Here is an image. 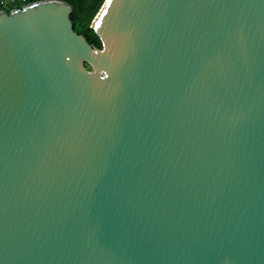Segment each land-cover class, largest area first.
<instances>
[{
  "label": "water",
  "instance_id": "water-1",
  "mask_svg": "<svg viewBox=\"0 0 264 264\" xmlns=\"http://www.w3.org/2000/svg\"><path fill=\"white\" fill-rule=\"evenodd\" d=\"M0 10V264H264V0Z\"/></svg>",
  "mask_w": 264,
  "mask_h": 264
},
{
  "label": "trees",
  "instance_id": "trees-1",
  "mask_svg": "<svg viewBox=\"0 0 264 264\" xmlns=\"http://www.w3.org/2000/svg\"><path fill=\"white\" fill-rule=\"evenodd\" d=\"M32 1L36 0H8L5 3L0 0V10L5 9L9 11L13 8H20ZM63 1L68 2L73 8L72 13L70 14V19L72 21L74 31L79 34H83L90 45L100 48V39L91 28V22L105 0Z\"/></svg>",
  "mask_w": 264,
  "mask_h": 264
},
{
  "label": "built area",
  "instance_id": "built-area-1",
  "mask_svg": "<svg viewBox=\"0 0 264 264\" xmlns=\"http://www.w3.org/2000/svg\"><path fill=\"white\" fill-rule=\"evenodd\" d=\"M8 0H2L3 3L7 2Z\"/></svg>",
  "mask_w": 264,
  "mask_h": 264
}]
</instances>
